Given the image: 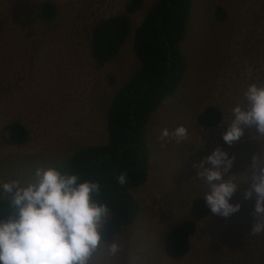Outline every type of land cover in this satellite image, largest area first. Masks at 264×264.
I'll return each instance as SVG.
<instances>
[{"label": "rangeland", "instance_id": "374dc122", "mask_svg": "<svg viewBox=\"0 0 264 264\" xmlns=\"http://www.w3.org/2000/svg\"><path fill=\"white\" fill-rule=\"evenodd\" d=\"M46 1L57 7L52 21L40 17ZM129 1L0 0V184L28 182L37 168L64 164L78 148L107 141L108 107L140 66L133 50L135 29L157 0H143L130 14L131 32L121 52L103 66L91 55V30L96 22L126 12ZM219 5L227 13L222 21ZM181 49L185 75L147 125L149 178L133 189L140 213L114 239L119 253L97 256L107 264H264V234L251 232L255 196L244 197L253 156L264 154V136L246 129L231 145L223 140L232 109L245 104V89L264 84V0H193ZM209 105L223 112L218 126L198 124V114ZM14 121L28 130L22 145L9 141L7 126ZM180 125L189 130L186 140L161 139L164 128ZM217 147L235 157L230 174L240 189L232 202L241 208L229 217L195 218L192 202L204 197L207 187L193 165ZM191 219L198 228L189 252L170 258L168 234Z\"/></svg>", "mask_w": 264, "mask_h": 264}, {"label": "trees", "instance_id": "16d2710c", "mask_svg": "<svg viewBox=\"0 0 264 264\" xmlns=\"http://www.w3.org/2000/svg\"><path fill=\"white\" fill-rule=\"evenodd\" d=\"M193 0H157L148 10L134 32L133 50L140 61L139 68L123 83L107 110V141L75 150L68 161L55 165L62 173H75L81 179H93L101 185L95 198L107 203L111 217L104 232V240L111 242L122 235L137 220L141 210L133 189L149 178L150 148L147 125L151 115L181 83L187 61L181 49L190 18ZM143 0H130L126 12L96 22L91 30L90 52L99 66L119 55L131 32L130 14L139 10ZM40 17L52 21L57 16L56 4L51 1L40 5ZM217 17L222 21L227 13L217 6ZM222 110L214 105L205 107L197 116L203 127L218 126ZM9 141L22 145L28 140V130L18 121L7 126ZM121 173H127V182H117ZM7 194L0 196V218L9 212ZM204 198L192 202V214L202 218L210 214ZM193 219L170 231L166 252L172 259H181L190 250L191 236L197 230Z\"/></svg>", "mask_w": 264, "mask_h": 264}, {"label": "clouds", "instance_id": "9594fccd", "mask_svg": "<svg viewBox=\"0 0 264 264\" xmlns=\"http://www.w3.org/2000/svg\"><path fill=\"white\" fill-rule=\"evenodd\" d=\"M243 95L245 104L232 109L233 118L223 133L228 145L246 129L264 136V84L251 83ZM188 136L184 125L161 132L162 140L171 137L181 142ZM234 162V156L217 147L193 165L196 176L206 184L203 198L208 209L223 217L241 208L232 202L240 189L230 174ZM250 170L244 197L251 200L255 196L256 220L251 232L264 234V154L253 156ZM117 182L125 184L127 173H121ZM100 192L99 182L62 173L56 167L37 168L28 182L13 179L0 184V193L10 198V210L0 218V264H107L97 253L115 257L121 245L104 240L111 212L107 203L95 198Z\"/></svg>", "mask_w": 264, "mask_h": 264}]
</instances>
